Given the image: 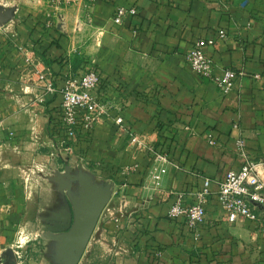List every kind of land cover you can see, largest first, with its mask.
Segmentation results:
<instances>
[{
	"label": "crops",
	"instance_id": "crops-1",
	"mask_svg": "<svg viewBox=\"0 0 264 264\" xmlns=\"http://www.w3.org/2000/svg\"><path fill=\"white\" fill-rule=\"evenodd\" d=\"M118 6L137 12L117 24ZM33 7L15 5L14 19L0 23V257L20 242L18 228L36 220L44 227L58 205L57 195L35 196L37 175L65 165L60 89L68 75L95 64L98 94L113 109L75 148L115 191L79 264H264V206L254 207L258 220L230 223L218 198L227 173L245 163L239 139L250 159H264V0H96L91 21L75 4L54 10L52 27L48 0ZM221 29L227 39H219ZM211 38L217 42L204 52L216 74L243 73L227 94L187 60L199 40ZM44 72L56 92L39 80ZM132 133L168 155L158 164L160 186L151 174L154 155L138 149ZM258 174L264 180L263 166ZM206 179L212 194L198 232L169 211L179 199L194 203ZM38 239L29 233L22 241L30 250ZM29 261L51 264L46 256Z\"/></svg>",
	"mask_w": 264,
	"mask_h": 264
},
{
	"label": "built area",
	"instance_id": "built-area-1",
	"mask_svg": "<svg viewBox=\"0 0 264 264\" xmlns=\"http://www.w3.org/2000/svg\"><path fill=\"white\" fill-rule=\"evenodd\" d=\"M95 1L48 0L51 12L48 14L47 26L52 27L54 25L52 19L54 10H61L75 4H82L85 7L89 21H91ZM136 12L135 7L118 6L114 12V22L122 24L127 15L135 14ZM218 36L219 39L224 40L227 39L228 33L225 29H221ZM216 42L217 38L199 40L187 54V60L196 73L213 81L223 93L227 94L234 89L238 77L243 73L227 68L216 74L215 62L204 52L205 46L215 45ZM254 78L259 79L261 76L255 75ZM39 80L45 82L46 89L49 92H56L54 77L50 72L42 73ZM101 84L102 75L94 66H89L80 73L68 75L60 89L62 96L61 118L57 125L59 132L69 142L65 145L62 143L63 145H60V149L64 150L66 155L69 153L70 163L74 166L82 165L88 167L89 163L77 153L75 144L82 139L84 134H91L99 124L106 121L113 109L112 102L100 97L98 94ZM123 121L122 116L116 118L118 124H122ZM132 134V142L137 145L138 149L154 155L155 166L151 174L156 185L160 186L162 176L158 164L162 161H167L168 155L158 151L156 145H147L143 135ZM208 140L212 145H217V140L212 134L209 135ZM237 145L238 153L245 158V163L240 169L229 171L226 178L220 183L218 190L220 205L230 223L243 219L258 220V214L254 207L257 205L264 206V180L258 174V167H264V159L260 161L250 159L243 139H239ZM137 166L135 165L131 168H137ZM210 185L211 180L206 179L203 188L197 193L196 201L192 204L182 205L179 199L170 208L169 216L171 218L183 217L189 227L199 232L207 216V204L212 194Z\"/></svg>",
	"mask_w": 264,
	"mask_h": 264
},
{
	"label": "water",
	"instance_id": "water-1",
	"mask_svg": "<svg viewBox=\"0 0 264 264\" xmlns=\"http://www.w3.org/2000/svg\"><path fill=\"white\" fill-rule=\"evenodd\" d=\"M14 12V8L1 11L0 23L12 21ZM63 159V171L43 174L55 189L58 205L47 217L42 237L47 240L49 252L45 255L51 264H79L103 211L111 202L115 183L100 179L85 166L72 165L68 156ZM5 255H10L8 264L17 263L12 249Z\"/></svg>",
	"mask_w": 264,
	"mask_h": 264
},
{
	"label": "rangeland",
	"instance_id": "rangeland-1",
	"mask_svg": "<svg viewBox=\"0 0 264 264\" xmlns=\"http://www.w3.org/2000/svg\"><path fill=\"white\" fill-rule=\"evenodd\" d=\"M44 1L46 0H0V12L4 11V10H10L12 8L15 9V5H18L20 3H22L24 6H27L29 8H34V5H41V3H44ZM40 3V4H39ZM33 5V6H32ZM93 66L96 68V65L93 64ZM97 69V68H96ZM60 151V150H59ZM62 152V151H60ZM67 153V152H66ZM67 156H69V153L66 155L65 152L63 153V158L67 159ZM60 165V167H59ZM58 167V168H57ZM51 169L54 170H64V163H62V161H58V165H54V166H50ZM88 168V167H87ZM50 169V170H51ZM46 170V169H45ZM50 170H46L44 172H42L45 175H51L54 171H50ZM37 179L38 182H36V190H35V196L37 197L38 195H40L41 193H44L46 195H56L55 189L53 187V185L49 182V180L47 178H44L42 175H37ZM35 197V199H36ZM46 197V196H45ZM31 220H35L36 218L34 216H32L31 212L29 215ZM30 225H32V227H20L17 229L16 234H17V239L20 240V242L15 243L12 247H9L6 249V251H4V253H2V257H5V253L9 250L12 249L13 251H19L21 254L23 255H27L28 254V258H22V259H17V263L16 264H30V259L31 257L34 256H40V257H44L46 256L45 254L47 252H49V249L47 247V240H45L43 237H41L43 235V223L40 220H36V221H31ZM32 233L34 236H37L41 242L40 244L38 243L36 246L37 247H30V250L28 249V245L25 244V242L22 241L23 236H25L26 234ZM42 233V234H41ZM41 235V236H40ZM38 239V240H39ZM36 250V251H35ZM27 251V254L25 253ZM15 253V252H14ZM0 257V258H2ZM47 259V257H46Z\"/></svg>",
	"mask_w": 264,
	"mask_h": 264
},
{
	"label": "trees",
	"instance_id": "trees-1",
	"mask_svg": "<svg viewBox=\"0 0 264 264\" xmlns=\"http://www.w3.org/2000/svg\"><path fill=\"white\" fill-rule=\"evenodd\" d=\"M43 61L46 63V64H50L51 62H52V60H50V59H48V58H46V57H43ZM51 135H53L52 133H51Z\"/></svg>",
	"mask_w": 264,
	"mask_h": 264
}]
</instances>
